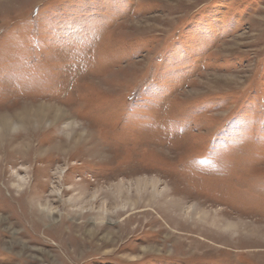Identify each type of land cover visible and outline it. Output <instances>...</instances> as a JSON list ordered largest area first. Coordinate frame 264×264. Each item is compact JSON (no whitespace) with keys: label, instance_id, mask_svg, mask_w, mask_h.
Wrapping results in <instances>:
<instances>
[{"label":"rangeland","instance_id":"obj_1","mask_svg":"<svg viewBox=\"0 0 264 264\" xmlns=\"http://www.w3.org/2000/svg\"><path fill=\"white\" fill-rule=\"evenodd\" d=\"M0 264H264V0H0Z\"/></svg>","mask_w":264,"mask_h":264},{"label":"bare ground","instance_id":"obj_2","mask_svg":"<svg viewBox=\"0 0 264 264\" xmlns=\"http://www.w3.org/2000/svg\"><path fill=\"white\" fill-rule=\"evenodd\" d=\"M36 106H37V105H36ZM25 107H27V106H25ZM51 107H53V106H51ZM29 108H30V106H29ZM34 108H35V107H34ZM40 108H41V107H40ZM53 108H54V107H53ZM27 109H28V108H27ZM36 109H37V108H36ZM43 110H44V109H43ZM46 110H47V109H46ZM51 110H52V109H51ZM27 111H30V110L28 109ZM34 111H35V109H34ZM54 111H55V110H54ZM57 112H58V111H57ZM29 113H30V112H29ZM38 113H39V112H38ZM40 113H41V112H40ZM45 113L48 114L47 111H46ZM45 113H44L43 116L46 115ZM25 114H26V112H25ZM25 114H24V115H25ZM21 115H22V114H21ZM17 116H18V115H17ZM17 116H16V117H17ZM19 116H20V115H19ZM19 116H18V118H22V116H21V117H19ZM41 116H42V115H41ZM23 117H26V116H23ZM27 117H31V118H32L33 115L30 114V116H27ZM35 117H36V116H35ZM1 119H2V123H1L2 128L9 127L8 124H10V121L7 120V119H5V118H4V120H3V118H1ZM14 119H15V117H14ZM39 120H40V119H39ZM42 120H43V118H42ZM45 120H46V119H45ZM29 121H30V119H29ZM38 122H39V121H38ZM41 122H42V121H41ZM26 124H27V122H26ZM42 125H43V123H42ZM69 125H72L71 128H73V124H72V123H70ZM76 125H77V123H76ZM76 125H75V126H76ZM10 126L12 127V124H11ZM13 126H14V125H13ZM77 126H78V125H77ZM67 127H68V126H67ZM81 128H82V127H81ZM84 132H85V131H84ZM105 158H106V157H105ZM127 166H128V165H127ZM119 167H120V166H119ZM119 172H120V171H119ZM121 173H122V172H121ZM122 174H123V173H122ZM112 177H113V176H112ZM112 177H111V178H112ZM136 180H137V179H136ZM154 180H155V179H154ZM156 181H157V180H156ZM158 181H159V180H158ZM170 181H171V179H170ZM152 183H153V180H152ZM152 183H151V184H152ZM171 183H172V181H171ZM147 184H148V183H147ZM153 184H154V183H153ZM153 184H152V185H153ZM156 184H157V183H156ZM173 184H175V183H173ZM145 185H146V184H145ZM138 186H139V185H138ZM141 186H142V185H141ZM176 186H178V185H176ZM143 187H144V186H143ZM145 187H146V186H145ZM154 187H157V186H153V188H154ZM137 189H138V188H136V190H137ZM140 189H141V188H140ZM179 189H181V188H179ZM164 190H165V188H164ZM143 193H144V192H143ZM172 194H173V193H172ZM174 200H175V199H174ZM174 200H173V201H174ZM195 203H196V202H195ZM169 205H170V204H169ZM169 205H168V206H169ZM209 205H211V204H209ZM172 208H175V207L173 206ZM156 209H157V208H156ZM203 209H204V208H203ZM211 209H212V208H211ZM218 209H219V208H218ZM191 210H192V209H191ZM205 210H207V209H205ZM194 211H195V210H193V212H194ZM219 211H220V212H221V211H224V212H225L226 210H225V209H219ZM189 212H190V211H189ZM201 212H202V211H201ZM195 213H196V211H195ZM195 213H194V214H195ZM205 213L207 214V212H205ZM225 213H226V212H225ZM227 213H228V212H227ZM200 214H201V213H200ZM192 215H193V214H192ZM202 215H203V212H202ZM204 215H205V214H204ZM218 215H220V214H218ZM221 215H222V214H221ZM229 215H230V214H229ZM197 216H200V215H197ZM225 216H226V215H225ZM219 217H220V216H219ZM223 217H224V216H223ZM221 218H222V217H221ZM221 218H220V219H221ZM225 218H226V217H225ZM240 218H241V217H240ZM204 219H205V218H204ZM223 219H224V218H223ZM223 219H222V220H223ZM228 219H229V218H228ZM234 219H236V218H234ZM234 219H233V220H234ZM201 220H202V218H201ZM236 220H237V219H236ZM240 220H241V219H240ZM242 220H244V219H242ZM242 220L239 221V222H242ZM219 221H220V220H219ZM229 221H230V220H229ZM229 221H228V222H229ZM234 221H235V220H234ZM255 221H257V220H255ZM223 222H224V221H223ZM228 222H227V223H228ZM236 222H237V221H236ZM247 222H248V221H247ZM229 223H230V222H229ZM237 223H238V222H237ZM212 224H213V223H212ZM238 224H239V223H238ZM215 225H216V224H215ZM231 225H232V224H231ZM235 225H236V224H235ZM235 225H234V227H235ZM243 226H244V225H243ZM225 227H226V226H225ZM227 227H228V226H227ZM232 227H233V225H232ZM239 227H241V226L239 225ZM239 227H238V228H239ZM249 227H250V226H249ZM249 227H248V228H249ZM230 228H231V227H230ZM246 228H247V226H246ZM256 228H257V227H256ZM227 229H229V228H227ZM240 229H241V228H240ZM252 229H253V228H252ZM254 229H255V228H254ZM254 229H253V230H254ZM225 230H226V229H225ZM242 230H243V228H242ZM244 230H245V229H244ZM249 230H250V229H249ZM255 230H257V229H255ZM233 231H234V229H233ZM245 231H246V230H245ZM250 232H251V231H250ZM252 232H253V231H252ZM258 233H259V232H258ZM258 233H257V234H258ZM249 234H250V233H249ZM249 234H248V235H249ZM254 234H255V233H254ZM262 234H263V232H262ZM254 236H255V235H254ZM257 236H258V235H257ZM259 236H260V235H259Z\"/></svg>","mask_w":264,"mask_h":264}]
</instances>
